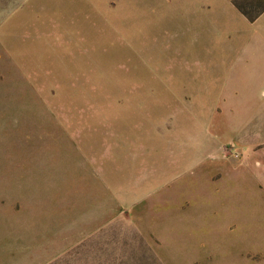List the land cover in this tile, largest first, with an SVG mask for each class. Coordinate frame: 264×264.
<instances>
[{"label":"rangeland","instance_id":"obj_1","mask_svg":"<svg viewBox=\"0 0 264 264\" xmlns=\"http://www.w3.org/2000/svg\"><path fill=\"white\" fill-rule=\"evenodd\" d=\"M189 17L182 0H0V264H264V109L240 126L257 95L207 76L230 24ZM200 207L204 223L175 217Z\"/></svg>","mask_w":264,"mask_h":264},{"label":"crops","instance_id":"obj_2","mask_svg":"<svg viewBox=\"0 0 264 264\" xmlns=\"http://www.w3.org/2000/svg\"><path fill=\"white\" fill-rule=\"evenodd\" d=\"M182 3L184 4L186 13L190 16L185 21L187 23L186 27H190L192 24V15L194 14L201 15L200 22L202 25L200 28L203 29L204 27H208L206 30H210L209 35H211V30L216 32L219 27L217 25L221 22L225 23L227 26L230 24V26H228L231 31L230 59H221L223 61H220V64H217L216 60L213 62L211 61L212 63L209 65L213 64L216 69L211 70L210 66V71H208L209 75L207 76L210 77L214 86L222 88V90L218 92L257 95V98H255L253 102V107L251 103H248L247 114L244 118H241L240 121V126L249 124L253 114L257 116L260 110L264 109V101L263 103L259 101V99H261L260 95L264 96V10L254 21L250 22L234 7L231 0H182ZM217 45L219 46V44ZM249 102H251L250 97ZM240 115L241 117L244 116L242 112ZM198 150L194 151L189 157H185V163L182 165L185 169L201 164L202 160H205V162L208 161L206 157L209 152L206 150ZM211 155L213 157L215 156L214 154ZM213 157L210 162L211 167L205 168L208 171L217 169V162ZM174 170L175 167L172 169L170 168L167 171L168 175L171 172V174H173ZM167 201L171 202L170 200ZM167 201L159 200L158 204ZM215 201L218 200L212 194V190L209 191V189L206 190V199L202 201L203 203L199 200H195L196 203L202 204L204 210L208 209L210 202L214 203ZM203 207L199 208L201 209L200 211H194L184 216L183 212H179L181 209H184L183 205H181L175 217L179 218V216H182L185 222L190 221V223H192L191 220H196L197 222L199 221L200 224L204 223L203 218L205 217L202 214H194L202 212ZM171 211L172 210H170V212ZM185 213H187V211H185ZM199 223H197L198 226ZM109 227L110 225L107 226V228ZM159 236L161 239V235ZM162 244L164 245V243ZM167 253L168 255L169 253L171 254L168 264L173 262L178 263L174 255L177 254L175 250L173 251L170 249L169 252L167 250Z\"/></svg>","mask_w":264,"mask_h":264},{"label":"trees","instance_id":"obj_3","mask_svg":"<svg viewBox=\"0 0 264 264\" xmlns=\"http://www.w3.org/2000/svg\"><path fill=\"white\" fill-rule=\"evenodd\" d=\"M232 4L249 21H254L264 10V2L254 7V0H232Z\"/></svg>","mask_w":264,"mask_h":264}]
</instances>
